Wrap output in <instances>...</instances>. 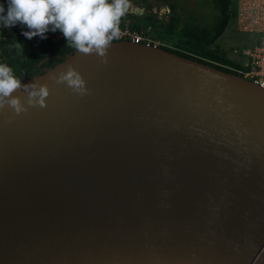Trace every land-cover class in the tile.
Returning a JSON list of instances; mask_svg holds the SVG:
<instances>
[{"label": "water", "instance_id": "1", "mask_svg": "<svg viewBox=\"0 0 264 264\" xmlns=\"http://www.w3.org/2000/svg\"><path fill=\"white\" fill-rule=\"evenodd\" d=\"M33 82L0 109V264H264V88L118 40Z\"/></svg>", "mask_w": 264, "mask_h": 264}, {"label": "clouds", "instance_id": "2", "mask_svg": "<svg viewBox=\"0 0 264 264\" xmlns=\"http://www.w3.org/2000/svg\"><path fill=\"white\" fill-rule=\"evenodd\" d=\"M129 0H7V10L0 4V24L11 27L21 24L27 27L22 34L32 39L59 30L78 52L85 55L95 53L107 63V52L111 43L119 39L120 21L128 12ZM18 48L23 45L17 43ZM56 82L66 83L73 92L85 95L88 92L82 75L71 65L61 71ZM27 93V106L18 95L19 89ZM47 84L36 82L21 84L12 68L0 64V109L6 106L18 115L28 110V106L46 107L49 96Z\"/></svg>", "mask_w": 264, "mask_h": 264}, {"label": "trees", "instance_id": "3", "mask_svg": "<svg viewBox=\"0 0 264 264\" xmlns=\"http://www.w3.org/2000/svg\"><path fill=\"white\" fill-rule=\"evenodd\" d=\"M212 10L216 16L213 26L206 30L203 34L191 32L194 23V17L191 16L182 30L185 29L182 35L185 36L183 42H180L181 48H169L166 50L172 51L182 56L202 61L209 65L220 68L214 62H209L205 58L230 63L238 66L237 61L228 58L226 55L220 54L219 51L213 49V45L224 35L229 23L234 15L235 0H209ZM5 11L7 5L4 6ZM144 26L130 24L132 27H147L152 25V15H148ZM179 24V15L176 14L175 7H171L170 20L161 26L164 30H174ZM155 28V26H154ZM24 26L16 24L11 27H5L0 24V64H6L13 70V74L21 82L47 72L48 70L60 65L63 61L75 54L77 50L70 46L64 36L57 40L41 39L38 36L32 44L18 48L17 43L21 42L24 37L22 34ZM54 34V32H52ZM154 36L162 41L161 38ZM163 42V41H162ZM167 43V42H166ZM169 44V43H167ZM224 71H230L223 68Z\"/></svg>", "mask_w": 264, "mask_h": 264}, {"label": "rangeland", "instance_id": "4", "mask_svg": "<svg viewBox=\"0 0 264 264\" xmlns=\"http://www.w3.org/2000/svg\"><path fill=\"white\" fill-rule=\"evenodd\" d=\"M0 1L2 3L7 2V0ZM129 3L131 7L125 16L121 18V24L144 26L150 14L153 18L151 22L153 26H149L152 28L153 33L161 38L163 42H167L176 48L182 47L180 42H183L185 39V36L181 34L185 29L182 30V28L191 16L194 17L191 32L193 31L199 35L205 33L206 30L213 26L216 16L209 0H129ZM171 7H175L176 14L179 15V24L174 30L161 29V26L170 20ZM24 29L27 31L26 26H24ZM52 32L49 30L46 34H52ZM38 36L32 39L24 36L21 38L22 41L20 44L23 46L32 44ZM245 40L249 43V36L238 32L235 29L233 21H231L224 35L213 45V49L219 51L220 54L226 55L230 59H236L237 56L233 55L232 49L237 48L240 50L241 47L246 46Z\"/></svg>", "mask_w": 264, "mask_h": 264}, {"label": "built area", "instance_id": "5", "mask_svg": "<svg viewBox=\"0 0 264 264\" xmlns=\"http://www.w3.org/2000/svg\"><path fill=\"white\" fill-rule=\"evenodd\" d=\"M232 21L238 32L249 36V43L245 40L246 46L241 47L240 50L237 48L232 49L233 55L237 56L233 61H237L238 66L208 58H205V60L214 62L219 67L228 69L264 88V0H235ZM119 27L121 35L119 39L113 41H126L154 49L175 48L156 38L150 26L138 28L120 23ZM62 36V32L58 30L54 34H46L45 39L57 40Z\"/></svg>", "mask_w": 264, "mask_h": 264}, {"label": "crops", "instance_id": "6", "mask_svg": "<svg viewBox=\"0 0 264 264\" xmlns=\"http://www.w3.org/2000/svg\"><path fill=\"white\" fill-rule=\"evenodd\" d=\"M0 4H3L4 6H6L7 2L2 3V1H0Z\"/></svg>", "mask_w": 264, "mask_h": 264}]
</instances>
